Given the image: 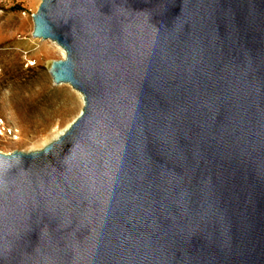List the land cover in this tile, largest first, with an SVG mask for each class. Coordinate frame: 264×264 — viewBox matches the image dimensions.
<instances>
[{
	"label": "water",
	"instance_id": "water-1",
	"mask_svg": "<svg viewBox=\"0 0 264 264\" xmlns=\"http://www.w3.org/2000/svg\"><path fill=\"white\" fill-rule=\"evenodd\" d=\"M81 112L0 151V264H264V0H41Z\"/></svg>",
	"mask_w": 264,
	"mask_h": 264
},
{
	"label": "rangeland",
	"instance_id": "rangeland-1",
	"mask_svg": "<svg viewBox=\"0 0 264 264\" xmlns=\"http://www.w3.org/2000/svg\"><path fill=\"white\" fill-rule=\"evenodd\" d=\"M41 0H5L0 5V113L16 124L22 139L0 141V151L40 149L82 110L68 84L58 87L53 60L64 58L49 39L33 36V14Z\"/></svg>",
	"mask_w": 264,
	"mask_h": 264
},
{
	"label": "built area",
	"instance_id": "built-area-1",
	"mask_svg": "<svg viewBox=\"0 0 264 264\" xmlns=\"http://www.w3.org/2000/svg\"><path fill=\"white\" fill-rule=\"evenodd\" d=\"M5 0H0V5L4 3ZM0 8V12H1ZM22 139V132L20 128L9 122L6 117L0 113V141L3 142H18Z\"/></svg>",
	"mask_w": 264,
	"mask_h": 264
},
{
	"label": "bare ground",
	"instance_id": "bare-ground-1",
	"mask_svg": "<svg viewBox=\"0 0 264 264\" xmlns=\"http://www.w3.org/2000/svg\"><path fill=\"white\" fill-rule=\"evenodd\" d=\"M43 40H45V39H43ZM49 41H51L52 42V44H54V46H56V47H59L61 50H62V52H63V54H64V56H65V51H64V49L63 48H61L56 42H54V41H52V40H49ZM56 83V82H55ZM56 84H58V87H64L63 85H59V84H68V83H56ZM69 86H71L70 84H68ZM72 87V86H71ZM71 90L78 96V98L80 99V101H81V103H82V106H83V104H84V98H83V95H82V93L81 92H79L78 90H76V89H74L73 87L71 88ZM70 124H68L61 132H59L58 134H57V136L55 137V139L60 135V134H62L66 129H67V127L69 126Z\"/></svg>",
	"mask_w": 264,
	"mask_h": 264
}]
</instances>
